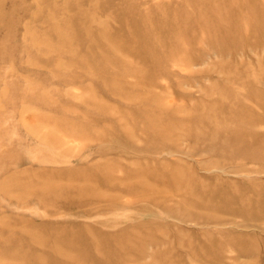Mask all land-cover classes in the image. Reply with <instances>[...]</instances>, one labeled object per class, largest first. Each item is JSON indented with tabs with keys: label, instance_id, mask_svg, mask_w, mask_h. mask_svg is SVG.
I'll return each mask as SVG.
<instances>
[{
	"label": "rangeland",
	"instance_id": "1",
	"mask_svg": "<svg viewBox=\"0 0 264 264\" xmlns=\"http://www.w3.org/2000/svg\"><path fill=\"white\" fill-rule=\"evenodd\" d=\"M0 264H264V0H0Z\"/></svg>",
	"mask_w": 264,
	"mask_h": 264
}]
</instances>
